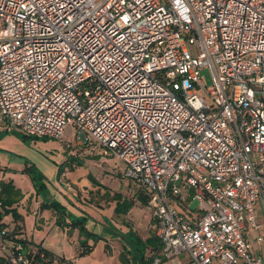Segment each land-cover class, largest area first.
Listing matches in <instances>:
<instances>
[{
  "label": "built area",
  "instance_id": "2783aa9c",
  "mask_svg": "<svg viewBox=\"0 0 264 264\" xmlns=\"http://www.w3.org/2000/svg\"><path fill=\"white\" fill-rule=\"evenodd\" d=\"M69 125L144 190L151 264H264V0H0V130ZM9 232L0 264L42 263Z\"/></svg>",
  "mask_w": 264,
  "mask_h": 264
},
{
  "label": "rangeland",
  "instance_id": "374dc122",
  "mask_svg": "<svg viewBox=\"0 0 264 264\" xmlns=\"http://www.w3.org/2000/svg\"><path fill=\"white\" fill-rule=\"evenodd\" d=\"M201 74L203 77V83L207 88H210L212 86V80L209 69L203 68ZM202 95L206 96V92L203 91ZM67 143H70L72 148L67 147ZM76 145V130L72 125L67 127L63 142L54 138L23 139L16 134H5L0 136V178L4 176L9 177L12 173L23 175L24 172L28 179H32L27 166L33 165L38 171L36 176L38 178V185L41 187L39 191L36 190L41 193L48 191L51 195L58 197L59 190H57V177L60 175L59 167H62V172L66 171L67 173L73 174L74 167L72 166L75 165L80 171L79 173L75 172L77 175L82 172L88 173L89 179L92 177L90 179L91 182L96 184L98 188L100 187L102 192H105L106 194L100 197L99 195L92 193L88 199L89 201L93 203L101 202L108 204V201L111 200L113 196L115 197V195L124 197L129 194L130 183L129 179L125 177L126 164L121 159L115 156L106 155H73L70 151L73 148H77ZM40 173L42 174V179L39 177ZM17 179L21 180V176L17 175ZM66 181L73 187L76 186L70 182V179H67ZM1 183H4V181H0V184ZM42 183L44 185H42ZM57 199L58 200L56 201L61 203V197L59 196ZM198 204L199 203L196 200L190 198L187 201L188 208H181V211L187 213L189 209H197ZM130 209H132V211L130 215H128V218L131 224L139 229L140 232L137 231L140 235H146V237L149 236L150 213L142 206H132ZM67 211H69L68 208ZM69 212L72 217H83V215H77L71 211ZM86 217V227L89 230L91 229L92 231H95L94 233H96L97 236H101V238L98 241H95L93 238L91 239L93 242L91 245L94 250H92L90 254L82 256V259L78 264H109V257L104 251L105 243L100 242L105 239L104 237H107L108 239V236L106 233L103 235L102 232H104V230L96 224L97 215L95 211L88 212ZM3 222L7 223L9 229L14 227L13 216L11 213L6 214L3 217ZM258 223L262 225L260 235L264 237V220L260 216L258 217ZM105 232L107 231L105 230ZM256 236L257 234H251L250 236L253 249L259 252L264 259V242L260 243L255 239ZM86 239L84 237V241ZM167 264H190V258L189 255L184 252L173 258Z\"/></svg>",
  "mask_w": 264,
  "mask_h": 264
},
{
  "label": "crops",
  "instance_id": "0c3cea01",
  "mask_svg": "<svg viewBox=\"0 0 264 264\" xmlns=\"http://www.w3.org/2000/svg\"><path fill=\"white\" fill-rule=\"evenodd\" d=\"M29 166H27V168ZM72 167H74L73 174L65 171L58 175L57 190L59 191L57 196L61 197V203L72 213L86 216L88 212H96V224L104 230L102 234L104 235L106 233L108 236V239L107 237H104L105 239L100 242L105 243L104 251L109 257V264H124L121 257L125 253V249H129L130 246L126 243V239H124L123 235L128 232H135V235L143 241L155 238L157 244L154 247L149 246L146 251L147 256L152 258L154 250L159 247L160 243L154 233L151 232V217L148 230L150 235L147 237L146 235H140L139 229L135 228L128 218L132 209H129L127 213L117 214L115 210L118 203L113 195L112 199L108 201V204L101 202L93 203L89 201L90 194L95 193L101 197L105 192H102L100 187L98 188L96 184L91 182L88 173L81 171L82 173L77 175L76 173L80 172L78 167L75 165ZM17 175L21 176V180L17 179ZM67 179H70V182L76 186L73 187L74 191L64 189L62 192L60 191L59 186H61V183ZM0 181H4L5 183L12 182L15 188L23 195L20 201L14 204V207L17 208V211L22 216L21 225L23 236L27 240L26 246L28 248L31 246L34 249H36L37 246H40L56 256L64 259L67 258V260L72 261L74 264H78L82 258L77 257V253L81 241L84 239L79 228H72L69 225V223H71V218L68 216L65 217V220L68 223L67 225H58L57 212L53 209L42 208V204L56 201L58 200V197L51 195L48 191L42 193L38 192L32 179H28L24 172L23 175L12 173L9 177L4 176L0 178ZM129 183L130 192L123 198L130 200L133 203L132 206H142L147 211L145 207L147 197L144 190L134 188V185L130 180ZM140 196L146 198V203H143ZM105 230L107 232H105ZM90 231L92 230L90 229ZM88 243L91 245L93 242L90 239ZM127 257H129V255H127ZM169 261L171 260H166L163 264H167Z\"/></svg>",
  "mask_w": 264,
  "mask_h": 264
},
{
  "label": "trees",
  "instance_id": "16d2710c",
  "mask_svg": "<svg viewBox=\"0 0 264 264\" xmlns=\"http://www.w3.org/2000/svg\"><path fill=\"white\" fill-rule=\"evenodd\" d=\"M5 134H10L9 132L5 131H0V136H3ZM16 134V133H13ZM23 139H28L32 137H28L26 135H21V134H16ZM37 139V138H34ZM28 172L31 173V177L34 181V185L39 191L41 188L38 185V178L36 176V173L38 172L37 169L31 165L28 167ZM59 173H62V167H59ZM39 177L42 179V174H39ZM92 177H90L91 179ZM95 182V181H94ZM42 185H44L42 183ZM44 187V186H43ZM0 202L2 203V207L0 208V230L5 229L6 231L12 230L15 234H18L20 236V241L23 242L26 245V238L23 236L22 232V225H21V220L22 216L20 213L17 211V208L14 207V204L20 201L22 198V193L15 188L12 182L8 183H1L0 184ZM115 198L117 199V207H116V213L117 214H122V213H127L128 210L132 207L133 203L130 200H127L126 198H123L120 195H115ZM140 199L143 201V203H146V198L144 196H140ZM179 207H182V209H185L186 206L180 204ZM42 208H49L53 209L54 211L57 212V223L60 226H65L68 223L65 220V217L68 216L71 218V223L69 225L72 228H79L80 233L85 237L81 241V245L79 248V251L77 253V257H82L85 255H88L92 252L93 246L88 243L90 239H95V241H98L101 236H97L96 233L90 231L86 227V216L83 217H72V215L67 211L65 206H63L60 202L58 201H51L42 204ZM12 214L13 216V223L14 227L9 229L7 223L3 222V217L6 214ZM10 233V232H9ZM124 239H126V243L130 246V248L125 249V253L122 255L121 259L124 262V264H151L153 260L152 258L148 257L146 254L147 248L149 246H155L157 244L155 238H151L148 241H143L141 238L137 237L135 235V232H128L123 235ZM89 239V240H88ZM36 252L39 258H41V254H44L43 260L41 264H59L58 263V257L44 248L37 246ZM129 255V257H127ZM62 259V261H65L67 259H64L62 257H59ZM68 264H74L72 261L67 260ZM3 262V261H0Z\"/></svg>",
  "mask_w": 264,
  "mask_h": 264
}]
</instances>
